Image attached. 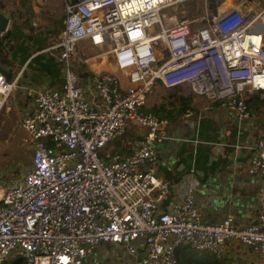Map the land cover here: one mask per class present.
<instances>
[{
    "label": "built area",
    "instance_id": "2783aa9c",
    "mask_svg": "<svg viewBox=\"0 0 264 264\" xmlns=\"http://www.w3.org/2000/svg\"><path fill=\"white\" fill-rule=\"evenodd\" d=\"M185 1H65L62 32L40 51L53 54L60 85L25 88L0 71V109L16 91L33 99L20 121L31 167L18 179L0 173V264H84L100 242L124 245L133 259L122 264H179L180 247L222 257L232 243L264 257V208L255 224H206L193 184L163 207L170 182L157 174L153 145L169 120L146 110L155 85H187L242 118L253 94L264 99V32L255 28L264 5L221 7L194 25L179 15ZM84 42L110 45L118 73L93 72L84 82L74 64ZM129 127L140 130L131 153L108 152ZM247 170L264 179V151Z\"/></svg>",
    "mask_w": 264,
    "mask_h": 264
},
{
    "label": "crops",
    "instance_id": "0c3cea01",
    "mask_svg": "<svg viewBox=\"0 0 264 264\" xmlns=\"http://www.w3.org/2000/svg\"><path fill=\"white\" fill-rule=\"evenodd\" d=\"M246 1L223 0V6L239 8ZM255 4L260 5V0H256L253 7ZM16 5L19 3L17 2ZM6 8L5 1H1L0 11L10 19L8 13L4 12ZM33 9L37 13L38 10H35L34 6ZM258 27L264 32V21L256 26ZM33 44L35 43L32 40L25 43L34 51L30 58L49 47L42 46V49L38 50L39 47L34 49L31 46ZM7 54L11 66H16H8L9 69L7 68L6 71L12 69V79L18 78L25 88H41L48 84L60 85V69L59 78L56 81L60 83L54 85L51 81L53 78L28 68L27 64L30 59L19 63L17 59L21 52L8 49ZM48 55L52 56L55 61L53 54ZM55 64H57L56 61ZM87 68L88 70L82 74L78 72L84 82L92 77L93 72H110L104 70L117 72L111 61L102 62L94 70L89 66ZM177 89L179 90L156 84L146 103V105H151L149 108L164 106L166 110L173 108L177 110L181 107V97L190 98V105L174 118L185 119L182 114L186 109L192 111V116L183 122L177 120L179 122L177 126L171 124L170 120L165 129L164 138L156 145L159 155L157 174L160 178L170 182V192L163 207L167 208L181 201L187 187L193 184L196 186L195 206L206 224L215 225L227 217L233 218L239 226L257 222L258 213L264 208V179L249 174L247 165L250 157L264 151V99L259 98L258 94H253L248 105L250 116L242 118L236 111L211 105L204 97L192 94L187 85L177 86ZM29 100H27L26 108L33 102V99ZM89 101L92 104L98 103L97 99L90 96ZM129 133L132 134V131ZM127 144L126 146L121 144V148L118 149L122 154L131 153L130 141ZM108 244L100 245L99 243L84 264H99V262L101 264H122L125 262L129 254L125 246L113 243L109 246ZM135 245L141 247L142 242L137 240ZM235 245L239 244L229 245L226 251L227 256L235 257ZM239 247L249 254L250 251L247 248L241 245ZM94 254L97 255L95 257L97 261L90 259Z\"/></svg>",
    "mask_w": 264,
    "mask_h": 264
},
{
    "label": "rangeland",
    "instance_id": "374dc122",
    "mask_svg": "<svg viewBox=\"0 0 264 264\" xmlns=\"http://www.w3.org/2000/svg\"><path fill=\"white\" fill-rule=\"evenodd\" d=\"M3 0H0V2ZM6 3V9L4 12L8 13V16H11L9 28L15 22L20 24L26 34H30L34 40H40L42 46L48 47L53 43H56L63 28V21L65 19V1L72 0H4ZM220 1V0H216ZM240 1V0H239ZM256 0H247L244 4V10L250 11L252 9H261L264 5V0H260V5L253 3ZM19 5H16V3ZM208 0H189L180 3L179 6V15L182 18H187L190 21L194 22V25H202L206 17H211L217 13V10L223 6V1L217 7L216 11L210 10L208 8ZM31 8L33 11H24V9ZM35 10H38L35 13ZM26 19V21H24ZM11 41H9L10 44ZM34 49H37L40 45L35 44L31 45ZM110 45L103 47H94L88 43L82 44L79 49L77 58L74 61L75 68L79 73H83L85 70H88L87 66L94 70L102 62H112L115 66L114 60L110 53ZM105 57V58H104ZM87 60V64L84 62ZM89 64V65H88ZM16 66V65H15ZM11 66V67H15ZM116 67V66H115ZM8 67H6L7 70ZM9 69V68H8ZM117 70V67H116ZM15 71V70H14ZM110 71L111 70H104ZM118 73V71L116 72ZM54 79L52 82L54 85H57L59 82ZM50 83V81H48ZM49 85V84H48ZM154 91V88L151 90V95ZM148 95V97H149ZM148 99V98H147ZM27 100H29L24 92L16 91L13 96L10 97L8 102L0 109V173L3 174L6 178L18 179L31 167V157L32 149L26 143V135L21 129V115L26 108ZM30 102V100H29ZM91 103V101H89ZM92 104V103H91ZM149 104V103H148ZM149 108V105H146ZM233 111V110H232ZM183 122L185 119H171V124L174 126L178 125V121ZM132 131V134L129 133ZM140 130L132 129L129 127L127 131L119 136L116 140L110 142L106 146L108 152L119 151L121 144L126 146L127 142L130 143L133 139L139 135ZM155 143L153 147L156 149ZM128 145V144H127ZM157 150V149H156ZM105 244L100 242V245ZM114 245H117L113 243ZM112 246L111 243L108 244ZM119 246V245H118ZM235 257L227 256L225 253L223 257H226L231 261V264H264V257H259L255 254H247L242 250L239 245H235ZM233 247V248H234ZM244 247V246H243ZM246 248V247H245ZM97 255L94 254L90 259L95 258ZM128 257L124 261H131L133 256L127 254ZM231 257V259L229 258ZM238 259L243 260L242 263ZM99 264H101L99 262Z\"/></svg>",
    "mask_w": 264,
    "mask_h": 264
},
{
    "label": "trees",
    "instance_id": "16d2710c",
    "mask_svg": "<svg viewBox=\"0 0 264 264\" xmlns=\"http://www.w3.org/2000/svg\"><path fill=\"white\" fill-rule=\"evenodd\" d=\"M77 1V0H72ZM208 8L210 10L216 11L217 7L223 1H216V0H208ZM3 5V4H2ZM30 8L24 9V11H29ZM31 11V10H30ZM11 17V16H10ZM26 21V19H24ZM63 29V28H62ZM33 41L35 44H39V49H42V43L40 40H33V37L30 34H26L20 24L13 23L11 27L2 35H0V71L6 76L8 80L12 79L13 72L12 69L6 71V67L11 66L10 60L7 58V50H16L21 52L18 56L19 63H24L28 59L29 62L27 64L30 70H34L40 74H46L50 78L58 79L59 78V68L58 65L55 64V61L52 56L48 55L47 53H40L32 58V51L29 46L25 45L26 41ZM9 41H12V44ZM16 57L15 55H13ZM14 71V70H13ZM52 81V80H51ZM173 90H179L177 87H173ZM260 98V97H259ZM258 98V99H259ZM187 100V101H186ZM249 105V99L247 100ZM180 105L177 110L173 108L171 110H166L163 106H154L152 108L146 109L147 111L156 113L160 116L166 117L169 121L177 116L180 112H182L188 105H190V98H180ZM176 258L179 264H231L226 257H216L209 251H199L193 250L188 247H180L176 250ZM231 259V257H229ZM242 263L243 260L238 259ZM243 264H247L243 262Z\"/></svg>",
    "mask_w": 264,
    "mask_h": 264
},
{
    "label": "water",
    "instance_id": "95a60500",
    "mask_svg": "<svg viewBox=\"0 0 264 264\" xmlns=\"http://www.w3.org/2000/svg\"><path fill=\"white\" fill-rule=\"evenodd\" d=\"M10 19L0 11V32L7 31L9 28Z\"/></svg>",
    "mask_w": 264,
    "mask_h": 264
},
{
    "label": "bare ground",
    "instance_id": "6f19581e",
    "mask_svg": "<svg viewBox=\"0 0 264 264\" xmlns=\"http://www.w3.org/2000/svg\"><path fill=\"white\" fill-rule=\"evenodd\" d=\"M257 25H258V24H257ZM257 25H255V28H256ZM104 58H105V57H104Z\"/></svg>",
    "mask_w": 264,
    "mask_h": 264
},
{
    "label": "clouds",
    "instance_id": "9594fccd",
    "mask_svg": "<svg viewBox=\"0 0 264 264\" xmlns=\"http://www.w3.org/2000/svg\"><path fill=\"white\" fill-rule=\"evenodd\" d=\"M8 29H9V28H8ZM0 33H1V32H0ZM255 223H256V222H255ZM255 223H254V224H255ZM222 257H223V256H222Z\"/></svg>",
    "mask_w": 264,
    "mask_h": 264
}]
</instances>
